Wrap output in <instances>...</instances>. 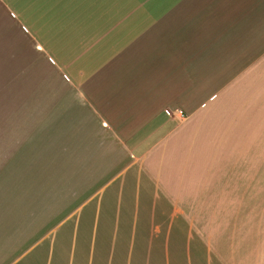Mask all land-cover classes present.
<instances>
[{
	"label": "crops",
	"instance_id": "0c3cea01",
	"mask_svg": "<svg viewBox=\"0 0 264 264\" xmlns=\"http://www.w3.org/2000/svg\"><path fill=\"white\" fill-rule=\"evenodd\" d=\"M0 65L11 73L3 101L11 109L0 117L15 119L0 129V165L44 167L42 177L20 181L31 185L15 210L0 208V264L99 262L80 257L81 222L63 217L98 199L87 241L97 246L110 199L120 231L127 204L137 219L147 198L157 230L186 229L187 241L166 242L186 245L183 264H264V157L241 161L215 189L196 176L206 165L197 158L221 147L229 107L259 84L264 0H0ZM53 170L59 195L46 192ZM68 188L79 200L53 211L52 197ZM22 211L31 220L13 221ZM53 212L65 216L38 225L36 215ZM58 226L76 228L68 243L76 255L54 252Z\"/></svg>",
	"mask_w": 264,
	"mask_h": 264
},
{
	"label": "rangeland",
	"instance_id": "374dc122",
	"mask_svg": "<svg viewBox=\"0 0 264 264\" xmlns=\"http://www.w3.org/2000/svg\"><path fill=\"white\" fill-rule=\"evenodd\" d=\"M28 35L32 37L31 34ZM10 83V71L7 66L0 65V109L3 110L6 108L11 109L10 106L7 107L3 104L7 94L10 95ZM239 97H241V99ZM239 97L237 102L238 107H235L234 103L229 107L230 110H234L231 112L232 114L222 119L223 126L221 128L222 135L220 137L221 147L205 150L204 158H197V161L205 160L206 165L196 166V176L197 178L201 177L211 180L209 188L212 189L218 188V180L225 174H235L238 164H240L241 161L246 164L250 163V159L255 156L264 157V65L261 67L259 84L256 86L244 87L243 94ZM236 109L238 110L236 111ZM235 113H239V116H233ZM11 121H15V119L0 117V129L10 127L12 125ZM225 121H227V124ZM13 126L17 127L18 125L14 124ZM27 141L29 142L30 140L27 138ZM21 143L23 142L21 141ZM24 144L26 145L27 143ZM215 145L217 144L214 142L213 146ZM8 163L10 164L0 165V208L4 211L15 210L12 207H14L21 190L24 189L26 185L28 189H30L29 185L31 184L20 181L29 179L34 175V172L41 177L44 173V167L37 166L34 169L32 166H22L17 164V162ZM244 168L246 169L247 166L245 165ZM56 173L57 172L54 170L52 172L50 171L48 177L51 179V187H46V192L49 194L52 193L53 195H59V192L55 190L58 184ZM198 184L199 182H197L196 188H199ZM89 186H91V183L85 182L81 187L83 191L87 193V188ZM81 187H78V190L73 191V193L69 187L67 191L68 196L52 197L53 211L64 209L65 207L69 210L73 208L74 202H77L79 199L73 198L70 194L72 193V195H75L80 193ZM36 189L38 191H44L45 186L41 183V186H37ZM97 201L98 199H90L88 202L84 203L82 207L76 208L66 217H63L65 215H60L55 212L52 214H44L41 218H39L40 215H36L37 223L43 226L49 220H52L54 223L61 217L64 218L63 221L73 222L74 224H76V222H81L82 229L79 231L80 235L78 236L81 239V245L77 246V250L80 253V257L83 259L90 257L93 253L100 258L99 262H94L93 264H107V257L112 252L115 255L113 264H130V262L131 264H165L168 258H172L171 261L173 264H183L182 259L186 245H183L184 243L171 245L166 244V242L170 241L172 237L182 238L187 241L188 234L186 233V229L177 231H172V229L157 230L156 223H158L160 219H155V216L152 215L155 213L149 212L153 207L152 199L149 198L142 199V210L144 212L140 213L137 219L135 218L132 220V211L134 209L127 204V212L125 215H122L124 221L121 224L122 229L120 231H117L115 226L117 215L113 213L114 199H110L107 204L109 212L101 215L100 219V242L97 246L87 245L88 239L92 237L94 233L92 227L95 222V217H97V213H95ZM182 202L184 203L185 200L182 199ZM85 205L87 206L85 207ZM54 206H56V208H54ZM38 211L40 212L39 208L37 212ZM19 216V219H13V221L18 220L26 222L31 220V215L29 216L30 218H28V215H25L24 211H22ZM164 216L165 221L169 223L172 221L171 214H166ZM3 217L8 218L10 215H3ZM156 217H159V214L158 216L156 215ZM130 225L137 228L134 235V231L129 228ZM139 227H141V229ZM38 232L41 231L37 229V233ZM76 232V228L73 230H62L59 226L53 228L50 236L54 239L52 246L54 252L58 255H76V246L74 244L73 246L68 245V243L72 241L71 238L75 237ZM214 233L215 231H212V235H214ZM20 237H22V235ZM131 237L136 238V244H132L133 240L131 241ZM156 237L158 238L156 245H151L153 242L151 240H154ZM115 238L118 241L115 247L107 245V242H109L108 240H114ZM159 241L164 244H160ZM196 248L198 257L201 245L197 244ZM83 264L89 263L83 262Z\"/></svg>",
	"mask_w": 264,
	"mask_h": 264
},
{
	"label": "built area",
	"instance_id": "2783aa9c",
	"mask_svg": "<svg viewBox=\"0 0 264 264\" xmlns=\"http://www.w3.org/2000/svg\"><path fill=\"white\" fill-rule=\"evenodd\" d=\"M176 112H178V111L176 110Z\"/></svg>",
	"mask_w": 264,
	"mask_h": 264
}]
</instances>
